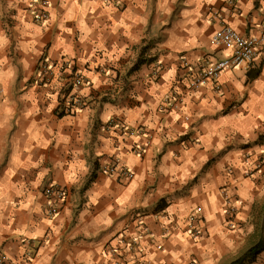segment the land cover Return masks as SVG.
<instances>
[{
    "label": "crops",
    "instance_id": "obj_1",
    "mask_svg": "<svg viewBox=\"0 0 264 264\" xmlns=\"http://www.w3.org/2000/svg\"><path fill=\"white\" fill-rule=\"evenodd\" d=\"M37 1L0 0L5 264H231L242 253L244 264H264V243L251 252L255 215L264 214V49L181 105L172 97L187 64L223 57L211 36L224 22L257 33L264 0L237 1L238 13L227 0ZM42 55L76 63L88 84L69 91L84 98L82 109L61 111L69 71L35 84ZM119 127L147 131L146 151L137 150L143 136ZM110 164L113 175L103 172ZM50 184L68 193L55 217L43 193ZM224 194L236 208L232 224ZM139 217L149 233L135 251L111 256Z\"/></svg>",
    "mask_w": 264,
    "mask_h": 264
},
{
    "label": "built area",
    "instance_id": "obj_2",
    "mask_svg": "<svg viewBox=\"0 0 264 264\" xmlns=\"http://www.w3.org/2000/svg\"><path fill=\"white\" fill-rule=\"evenodd\" d=\"M240 0H227L226 4L230 7L238 8L236 2ZM36 5L41 4L47 5V1H37ZM36 19H44L45 14L39 13V7H35ZM235 12H240L235 9ZM219 18H222L219 13ZM223 20V19H221ZM211 44L216 49L224 51V55L221 58H216L213 54H208L202 57L195 64H187L184 75L177 80V89L172 93L174 103H183V98L186 95H191L196 92L199 88L204 87L206 84H216L218 77L222 72L235 69V68H250L257 54L264 49V17L262 22L259 24L257 33L254 34H242L237 29L233 28L226 22H224L220 28L214 31L211 36ZM55 69L67 73V82L61 87V95L63 96L64 102L61 104V111L64 113H75L76 111L83 108L85 100L79 94H74L69 91V87H81L88 84V81L82 76L81 71L77 69V65L73 60L61 59V61L51 62L47 56L42 55L36 64V76L35 84L39 86L49 85L55 76ZM122 132L127 134H139L144 137V142L137 148L139 152H145L149 147L151 135L142 128H125L119 127ZM259 162L264 163V151L261 152V158ZM116 165L110 164L103 168V172L108 175L115 173ZM228 172L231 173L232 169L228 168ZM120 176H124L127 179L133 177V173L128 169H121ZM44 195L47 198V212L51 217H55L58 214L60 207L67 199V189L56 184H50L43 190ZM226 200V213L230 223L232 224L236 216V208L231 205L230 197L224 194ZM202 217L199 212H193L189 218V227L193 230V235L199 236L201 233L202 226L200 224ZM135 234L129 235L122 231L117 238V244L111 246L108 250L111 256H115L123 252V248H128L131 251H135L140 245L141 239L144 235L149 233L148 226L142 218L135 220ZM166 230L168 228H165ZM161 249V246H158ZM0 264H5V256L0 254ZM175 264V263H171Z\"/></svg>",
    "mask_w": 264,
    "mask_h": 264
},
{
    "label": "rangeland",
    "instance_id": "obj_3",
    "mask_svg": "<svg viewBox=\"0 0 264 264\" xmlns=\"http://www.w3.org/2000/svg\"><path fill=\"white\" fill-rule=\"evenodd\" d=\"M255 222L257 223V226L256 228L257 229H262V232H260L261 230H259L258 232H256L257 236H260L263 238L264 237V214L263 212L259 209L258 210V214L255 215ZM260 237H257L256 240H258ZM245 255L242 253L241 255L237 256L235 258L234 261H232L231 264H244V261H245V258L244 257Z\"/></svg>",
    "mask_w": 264,
    "mask_h": 264
},
{
    "label": "trees",
    "instance_id": "obj_4",
    "mask_svg": "<svg viewBox=\"0 0 264 264\" xmlns=\"http://www.w3.org/2000/svg\"><path fill=\"white\" fill-rule=\"evenodd\" d=\"M260 232H262V229H261ZM256 236H257V234H256V231H255V237ZM257 237H260V238L254 242V245L251 246V252H253V253L257 252L258 250H260L262 248V246H263V243H264V238H262L261 235L257 236Z\"/></svg>",
    "mask_w": 264,
    "mask_h": 264
}]
</instances>
